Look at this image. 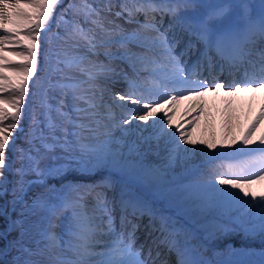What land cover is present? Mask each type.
Returning a JSON list of instances; mask_svg holds the SVG:
<instances>
[{
  "label": "snow or ice",
  "instance_id": "6c2138e0",
  "mask_svg": "<svg viewBox=\"0 0 264 264\" xmlns=\"http://www.w3.org/2000/svg\"><path fill=\"white\" fill-rule=\"evenodd\" d=\"M63 3L0 0V32L4 33L0 53L5 54L0 55V93L9 89L18 93L12 101L0 99V124L12 121L0 126V200H6L0 204V218L5 221L0 228L4 242L0 264H149V260L155 264L151 247L145 256L143 247L136 246L144 217H148L149 235L159 233L153 244L175 252L176 264H212L200 252L203 245L192 244L195 232L180 220L203 219L217 205L237 206V214L227 223L198 225L204 228L206 240L226 231L264 235V191L251 190V185L264 183V134L259 144L249 140L264 118V106L240 145L199 142L209 151L189 139L187 129L173 125L169 114L180 100L214 90L200 78L205 67L209 75L218 67L221 74L227 68L231 76L244 68L239 80L216 82V89L233 93L240 87L264 88V0H120L115 12L112 0L100 6L95 0H68L57 13ZM104 13L126 18L137 28L128 32L114 20L106 26ZM141 15L143 22L137 19ZM53 24L59 31H52ZM41 40L49 46L43 53L44 69L38 63ZM13 41L26 49L12 53L21 58L22 71L8 69L11 61L5 58V46ZM57 41L72 43L56 48ZM113 44L125 49L122 58L130 62L134 78L125 76L127 91L106 101L99 82L113 69L89 57L104 49L112 59ZM130 44L144 51H128ZM193 55L196 59L189 71L183 58ZM38 71H45V76H37ZM141 71L147 75L141 78ZM29 95L37 97L38 111L33 112L25 137L28 147L16 148L13 130H19ZM114 109H120L122 116L117 117ZM200 110L197 106L194 115ZM136 120L143 123L133 125ZM193 122L189 120L187 126ZM114 130L121 133L119 138ZM10 147L18 153L17 168L7 155ZM198 154L207 158L209 172L193 166ZM149 155L162 162L153 165ZM214 161L235 162L220 164L225 171L217 172ZM100 168L111 171L94 184L68 180L71 173ZM5 172L15 180L8 181ZM185 174L192 177L188 182ZM57 178L59 187L48 183ZM9 184L11 200H7ZM34 185L43 191L26 199ZM157 202L167 203L173 214L161 212ZM61 216L68 221L63 233L68 239L52 231ZM12 233L15 238L8 239ZM215 264L243 262L217 260Z\"/></svg>",
  "mask_w": 264,
  "mask_h": 264
},
{
  "label": "bare ground",
  "instance_id": "6f19581e",
  "mask_svg": "<svg viewBox=\"0 0 264 264\" xmlns=\"http://www.w3.org/2000/svg\"><path fill=\"white\" fill-rule=\"evenodd\" d=\"M106 2V0H105ZM113 4L117 5L116 8H119L118 5L120 3V0H112ZM68 3V0H65L62 7L57 9V13H59ZM98 6V5H97ZM116 19V17L114 18ZM122 21L121 18H118ZM124 21V20H123ZM107 22V21H105ZM167 24H164L166 27ZM107 26V25H106ZM125 30L128 32L133 31L137 28L136 24L132 23H125ZM56 31H59L56 29ZM0 34H4L0 32ZM26 34V33H24ZM61 35H63V32L61 31ZM15 45V41L12 43L6 45V46H13ZM70 41L68 44H64L62 41H57L54 47L60 48V47H69ZM132 49L137 50V53L143 52L144 50L140 47H137L134 44H130ZM114 48V49H113ZM119 48V49H118ZM71 50V49H70ZM102 50V49H101ZM110 52L119 53L121 50H124L120 48L117 44L111 45L109 48ZM16 52V51H12ZM101 52L98 53L97 56H99ZM0 55H5L4 53H0ZM13 55V54H12ZM14 56V63H16L17 68H8L9 70L15 69L17 71L23 70V64L21 62V58L18 56ZM95 55L92 60L98 61V58ZM122 57V55H120ZM102 61H99L97 63H102L105 65H115L119 66L116 68H120L117 71L114 70L112 73L108 75V77L111 79L110 86H101L103 89H105L104 92V99L106 101L110 100L112 95H115L116 93H123L127 91L128 88V80L125 79V76L128 77V79L134 78V71L130 67V62L128 61L127 64H124L120 59H109L106 56H100ZM5 58L9 61L10 58L5 56ZM12 62V61H11ZM111 63V64H110ZM215 77L213 74L211 75H203L201 78H204L207 80L209 86L211 89L205 91L202 96L199 97H191L186 98L183 100H180L175 105L171 106L169 108V114L171 115V120L173 125L179 124L181 127V130L187 129L188 138L191 140H194L197 142L198 147H205V151H209L206 148V145H201L199 142H215L217 145H229L231 144L232 147H236L240 145V142L244 136L245 130L249 127V125L252 123L253 119L259 115L262 106H264V88H257L255 91H253L251 88L246 87H240L237 88L235 92L229 93L226 90L222 89H216L215 83H232L234 79L239 80L240 78H236V74L234 76L229 75L227 72L225 76L220 77L221 75L217 72ZM145 72L141 71V78L144 77ZM220 77V78H218ZM215 78V79H214ZM55 79V78H54ZM233 87L235 85L233 84ZM108 88H110V91H113L114 94L111 92H108ZM108 90V91H107ZM3 94L12 97V100L15 99V97L18 95L17 92L9 89L5 92H2ZM54 103V101H53ZM199 106L200 107V113L198 116L194 115L195 108ZM168 107V106H166ZM257 110V114L252 118L253 110ZM248 110H250L248 112ZM34 111H38V107ZM114 111L117 114V117L122 116V112L120 109H114ZM33 115V113H32ZM31 115V117H32ZM189 120L194 121L191 124V127L187 126V123ZM251 120V123L247 126L246 124L248 121ZM9 123H12L10 120L4 121L0 126H7ZM143 122L136 120L135 124H141ZM14 132V130H13ZM22 133V132H21ZM15 134V133H14ZM264 134V125L260 123L257 124L255 129L252 131L251 136L249 137L250 141L255 142L256 144H259V139L261 135ZM114 135L116 138H119L121 133L119 130H114ZM132 137H129L131 140ZM136 137L134 136V139ZM240 138V140H239ZM235 141V143H233ZM252 146V145H248ZM16 148H27L28 144L25 142V137L21 136L17 142H15ZM153 149H155V145H153ZM14 155V168L19 167V162L16 160V156L18 153L13 149ZM164 151H163V144H161L160 148V157H163ZM206 157L200 156L199 154L195 157V159L192 161V164L195 168H198L201 172H209V166L208 164L204 163L206 160ZM147 160L152 163L153 165H158L162 162L161 159L157 158L155 155H149L147 157ZM235 161H214L213 167L215 168V171H225V169L219 167L220 164H227V163H234ZM43 166V165H42ZM111 170H106L104 168H100L97 170H94L91 173H80L75 172L71 173L68 176V180L74 183H81V184H94L97 181H100V178L102 176H107ZM177 172H180L181 170L178 168L176 170ZM6 174V172H5ZM187 176V174H185ZM32 178V176L27 177V179ZM192 177L187 176L185 182H188ZM211 178V177H209ZM57 180H49L48 183H56ZM60 182V181H59ZM57 187L60 186V183L56 185ZM217 187H221L219 184L216 185ZM252 191H264V183H258L251 185ZM43 191V188L40 186L35 187L32 191L28 193V196L26 199H29L38 192ZM10 195V194H9ZM109 197L112 196V193H108ZM4 202L0 200V204H3ZM162 204L165 206L164 208H160L161 204H158V202L155 204V207H157L160 211L165 212V208L169 207L167 203L162 202ZM170 208V207H169ZM17 211H19V207L17 208ZM253 212L258 215L259 210L254 209ZM237 214V206H224V205H217L215 208L210 209L205 217L201 219L199 216H195L194 218H188L184 217V220L187 221L184 223L180 220L181 224H184L185 227L189 228V225L197 229V231L200 232V235L205 239V230L202 227H198V225H204V224H212L215 222H221V223H227L229 221L230 217H233ZM70 216V213L67 214ZM14 216H16V212H14ZM34 219V218H33ZM1 222L4 223L5 221L1 220ZM68 221L65 216L59 217L58 220V236H63V239H68L67 236H64L63 233L65 231V227L67 225ZM187 225V226H186ZM190 229V228H189ZM137 231L136 237H139ZM196 232V231H195ZM207 242V244H204L202 242L201 244L203 247L200 248V252L202 253V256L205 260H208L212 262V264H215L217 260H231V261H241L243 264H261V261L264 260V235H261L260 233H256L253 235H248L243 231H226L224 234L218 236L215 239L212 240H204ZM139 242H142V240H139ZM1 243V241H0ZM31 246V245H30ZM136 246L139 248L141 245L138 243ZM3 247V245H2ZM149 247L152 249V258L154 256H157V253H159L158 264H176L175 258H177L175 252H168L164 251L163 249L156 250L155 245L149 241L147 245L144 246L143 251L145 256H147V252ZM216 256V258L214 257ZM154 259V258H153Z\"/></svg>",
  "mask_w": 264,
  "mask_h": 264
},
{
  "label": "rangeland",
  "instance_id": "374dc122",
  "mask_svg": "<svg viewBox=\"0 0 264 264\" xmlns=\"http://www.w3.org/2000/svg\"><path fill=\"white\" fill-rule=\"evenodd\" d=\"M100 1V5H102L103 3H105V0H98ZM65 2V0H64ZM63 5V4H62ZM62 5L60 7H62ZM59 7V8H60ZM119 8H116L114 7L112 9V12H115V11H118ZM104 15V14H103ZM109 20V19H108ZM115 23H116V20H114ZM106 24V22H105ZM52 31L55 32L56 31V27H55V24H53V28H52ZM72 42L70 41V44ZM41 44H42V47H41V50H40V55L38 56V63H39V67L44 69L45 68V63H44V55L43 53L47 50V48L49 47L46 43H43V41L41 40ZM12 51H21V52H26V49L23 47V46H16V45H13V46H5V52L7 53V56L10 58V60L14 59V56L12 55ZM14 61V60H12ZM8 68H17V65L14 63V62H11L9 65H8ZM37 76H40V77H44L45 76V71H38ZM35 79V77H34ZM30 85H31V82H30ZM31 91H37V89L35 88H31ZM4 97H2L1 99H6V100H9V101H12V97L10 96H7V95H3ZM26 100H27V104H28V107L26 109V113L23 114L22 112V119L18 122L19 124V130H14V132H16L14 134L15 136V139H18L20 138L21 136L23 137H26L28 132H29V128H30V125H31V116L29 117V115H31V113L34 112V110L36 109L37 107V97H33L31 95L27 96L26 97ZM23 110V109H22ZM11 121V120H10ZM12 122V121H11ZM135 123V121H134ZM22 131V133H21ZM148 133L145 132L144 135H147ZM11 139H13V137L11 136L10 137ZM134 139V136L131 138V140ZM27 144V143H26ZM10 151L7 152V155H8V158L10 159V155H9ZM12 162V166H13V162H14V159L11 161ZM14 168V167H13ZM110 170V169H109ZM5 176L7 177V180L8 181H14L15 180V177L13 176L12 173L10 172H6ZM105 176H102V179L104 178ZM101 179V178H100ZM60 182H56L55 184H59ZM9 187H11V184H9ZM7 200H11V195H9L7 197ZM3 201L4 203H6V200H1ZM158 204H161L160 205V208H164L165 206L162 204V202H158ZM165 211L168 212L169 215H172L173 214V210L169 207H166L165 208ZM12 215V218L15 219L16 216ZM115 216L117 219H119V211L117 210V212L115 213ZM1 220L3 221L2 218H0V228H3V223L1 222ZM58 220L59 218L55 221L57 227H55L54 229H52L57 235H58V231H59V227H58ZM181 221H183L184 223H186L187 221L184 220V218H181ZM117 225V224H116ZM192 229H194L195 231H197V229H195L194 227H192L191 225H189ZM198 233H200L199 231H197ZM16 236V233H12V235L10 237H8V239H13L15 238ZM195 242V240H193ZM4 242L1 241L0 243V247H2ZM154 260H155V264H158L159 263V260H158V257L157 256H154L153 257ZM152 258V259H153ZM149 264H152V260H149ZM167 264V262L165 263Z\"/></svg>",
  "mask_w": 264,
  "mask_h": 264
}]
</instances>
